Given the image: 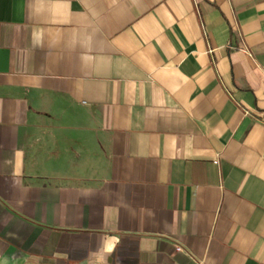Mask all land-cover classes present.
<instances>
[{"label":"crops","instance_id":"crops-1","mask_svg":"<svg viewBox=\"0 0 264 264\" xmlns=\"http://www.w3.org/2000/svg\"><path fill=\"white\" fill-rule=\"evenodd\" d=\"M0 264H264V0H0Z\"/></svg>","mask_w":264,"mask_h":264},{"label":"built area","instance_id":"built-area-1","mask_svg":"<svg viewBox=\"0 0 264 264\" xmlns=\"http://www.w3.org/2000/svg\"><path fill=\"white\" fill-rule=\"evenodd\" d=\"M212 164H213V165H216V164H217V160H216V159L213 160V161H212ZM174 251H175V252H179V251H180V248H179L178 246H175V247H174Z\"/></svg>","mask_w":264,"mask_h":264}]
</instances>
